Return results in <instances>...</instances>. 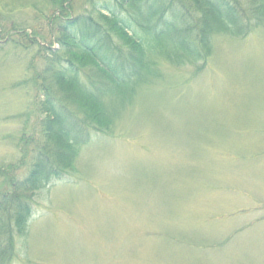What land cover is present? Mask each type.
Segmentation results:
<instances>
[{"label": "rangeland", "instance_id": "rangeland-1", "mask_svg": "<svg viewBox=\"0 0 264 264\" xmlns=\"http://www.w3.org/2000/svg\"><path fill=\"white\" fill-rule=\"evenodd\" d=\"M51 2L0 0V200L34 162L23 139L43 119L32 76L59 49ZM64 3L77 15L89 0ZM210 53L160 60L115 107L74 170L35 193L11 264H264V27L214 35Z\"/></svg>", "mask_w": 264, "mask_h": 264}, {"label": "trees", "instance_id": "trees-1", "mask_svg": "<svg viewBox=\"0 0 264 264\" xmlns=\"http://www.w3.org/2000/svg\"><path fill=\"white\" fill-rule=\"evenodd\" d=\"M52 2L58 7H52L49 24L59 49L32 76L43 119L40 136L23 139L33 142L27 177L1 194L0 264H11L15 238L26 236L35 193L74 170L92 133L113 127L115 107L160 77V60L203 62L214 35L243 37L264 27V0H89L77 15L65 0Z\"/></svg>", "mask_w": 264, "mask_h": 264}]
</instances>
